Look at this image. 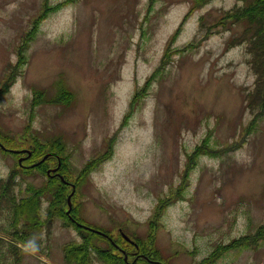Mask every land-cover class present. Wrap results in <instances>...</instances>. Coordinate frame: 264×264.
Instances as JSON below:
<instances>
[{"label":"rangeland","instance_id":"374dc122","mask_svg":"<svg viewBox=\"0 0 264 264\" xmlns=\"http://www.w3.org/2000/svg\"><path fill=\"white\" fill-rule=\"evenodd\" d=\"M247 2L74 0L33 32L45 0H0V87L22 60L0 93V133L10 139L0 146V182L15 173L18 200L44 191L43 228L28 230L27 241L0 213V264H64L63 245L87 236L71 220L76 212L109 236L90 241L99 252L111 243L130 264H199L256 232L264 223V107L252 103L258 80L241 40L246 24L215 25ZM180 25L165 69L153 75ZM55 138L67 160L54 157L47 172L68 180L67 217L48 222L54 189L23 167L35 141ZM160 199L168 204L159 213ZM140 240L162 259L136 247ZM216 264H264V242Z\"/></svg>","mask_w":264,"mask_h":264},{"label":"trees","instance_id":"16d2710c","mask_svg":"<svg viewBox=\"0 0 264 264\" xmlns=\"http://www.w3.org/2000/svg\"><path fill=\"white\" fill-rule=\"evenodd\" d=\"M73 1L74 0H67L50 8L48 0H45L42 13L34 20L33 32L35 31L40 21L45 19L49 11H58L64 5ZM206 1L208 0H195V4L196 6H200ZM228 21H231V23L236 24L245 23L247 26L245 29V34L241 40H246L249 42V50L252 52L253 55L251 63L255 73L257 74L258 80V85L256 87V91L253 96L254 100L252 101V103H254L256 99H258L260 100V104L262 105V107H264V0H250V2H247L244 6L236 7L235 9L226 12L222 17H220V21H218V23L215 25H219V23L226 24L228 23ZM181 26L182 25H180V27L177 28L176 31L170 37L164 57L161 58L160 65L158 66V69L155 71V73H153V75H156L158 71H163L165 69V65L168 62L167 58L169 56V50L171 49L172 44L177 38V35L180 33V30L182 28ZM24 43L27 44L26 40L24 41ZM229 45L233 46L234 43ZM187 49L188 48L183 49L182 52L186 51ZM21 64L22 60L21 58H19L18 64L14 68L15 72L13 70L14 73H12L9 78L4 81L2 87H0V93H4L9 88V84L14 79V76L16 75V72ZM152 77L153 76H151L146 81V86L151 82ZM70 97L71 96L69 94H65V96H62L61 98L62 100H64L65 104H69ZM56 101L59 102L61 101V99H56ZM9 140L10 139L7 138V136L3 137L0 133L1 147H9L6 142ZM35 142V150L29 157L28 164L38 163V166L23 167L25 169L24 172L26 174H30L36 171L37 173L45 175L48 178V187L50 189H54L53 198L51 199V203L47 212L49 218L48 222L53 221L55 217L66 218L67 215L65 214L64 203H66L67 201L66 187L68 186V184L65 181L68 182V180L64 178V180H66L63 181L56 176H47V170L50 167L48 161L54 162V157H56L54 154H52V156L49 155L46 160L41 162V160L46 157L49 153H55L59 156V158L63 157V161L65 159L67 160V155H65V144L63 143L61 138L52 139L49 141L48 144H41V142L38 140ZM13 146L14 147L12 149H16L17 146ZM199 151L197 149L195 153L199 155H202V153H207L206 150L204 152H201L200 149ZM96 161V163H99V158ZM87 169H89V167H87ZM67 171H70V169L68 168V163H63L61 173L66 176V174L68 173ZM17 184L18 183L16 182L15 173L14 175H11L7 181L0 182V213L4 214L5 211H7L10 214L9 220L11 221V226L15 229V232H13V236L17 239L20 237V239H22V237L25 236V239L22 240L25 242L27 241L26 239L31 237L32 234V231L28 232V230L33 229L34 231H40L43 228V222L42 219H40V205L42 203L41 198L44 195V191L33 188L32 190L29 189L28 197L18 200L14 192V188ZM75 185H77V183H75ZM158 204L159 205L157 206V211L160 213L165 209V207H167L166 205L168 204V199H160ZM76 215L77 212L75 214L74 220L78 223H81V221L79 220V218H77ZM152 224L153 226L155 225L154 222ZM80 230L87 235L84 237V243L70 241L63 245L62 250L64 255V264H93L94 262H96L95 260L105 262L106 264H129V262H125L124 256H117L115 253H113L114 246H112L111 243H109V247H107L108 249L105 251L103 250L102 252H99L100 250L98 249V246H93L94 244L92 245L90 243V241L93 240L94 237L98 238L101 241L104 240L103 237L99 236L94 232L84 231V229L82 228ZM120 240H122V238H120ZM260 242H264V223L259 226V228L254 234H249L240 237L239 239H235L227 245H221L217 247L206 259H203V261L199 264H216L217 261L221 257H223L228 251L243 248L247 249L251 246H258ZM138 246L142 248L141 250L144 253L148 254L149 258L162 259L159 257V251H155L154 249L148 248L146 242H141L140 240L138 241ZM142 261L144 260L135 262L134 264H141L140 262ZM146 263L148 262H145L144 264Z\"/></svg>","mask_w":264,"mask_h":264},{"label":"water","instance_id":"95a60500","mask_svg":"<svg viewBox=\"0 0 264 264\" xmlns=\"http://www.w3.org/2000/svg\"><path fill=\"white\" fill-rule=\"evenodd\" d=\"M62 177V176H61ZM69 205H70V207H71V200H70V197H69ZM87 229H89V230H92V231H94V232H97V233H100V234H103L102 232H100V231H98V230H95V229H92V228H89V227H86ZM103 235H105V234H103Z\"/></svg>","mask_w":264,"mask_h":264},{"label":"flooded vegetation","instance_id":"af4514ba","mask_svg":"<svg viewBox=\"0 0 264 264\" xmlns=\"http://www.w3.org/2000/svg\"><path fill=\"white\" fill-rule=\"evenodd\" d=\"M125 259V258H124ZM127 260H125V262H126Z\"/></svg>","mask_w":264,"mask_h":264}]
</instances>
